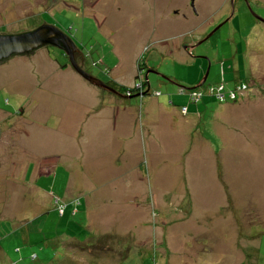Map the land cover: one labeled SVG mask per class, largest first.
Instances as JSON below:
<instances>
[{
    "label": "rangeland",
    "instance_id": "obj_1",
    "mask_svg": "<svg viewBox=\"0 0 264 264\" xmlns=\"http://www.w3.org/2000/svg\"><path fill=\"white\" fill-rule=\"evenodd\" d=\"M41 25L92 78L137 92L146 78L196 118L158 113L150 137L132 99L111 136L112 95L59 47L2 60L0 264H264V0H0V35ZM236 82L235 99L207 92Z\"/></svg>",
    "mask_w": 264,
    "mask_h": 264
},
{
    "label": "crops",
    "instance_id": "obj_2",
    "mask_svg": "<svg viewBox=\"0 0 264 264\" xmlns=\"http://www.w3.org/2000/svg\"><path fill=\"white\" fill-rule=\"evenodd\" d=\"M111 81L116 83V81H114V80H111ZM251 81L254 84L253 85L251 84V86H249L250 89L247 90V93L244 96H241L240 98H237V100H236L237 102L234 103V112L240 111V108L242 107L243 104L248 103V102H250L252 100H255L256 95H259V91L260 90L258 88L257 82L254 79L250 80V82ZM140 82H141V80H140ZM143 85L144 86H143L142 91L141 92H137L136 95H134V97H118V96L108 92L110 95H112L111 97H113V98H109V99L106 100V104L108 106V108H106V109H108L107 111L109 112V114L107 115L108 121H107V124H106V127H105V128H107L106 132L107 131L109 132V130L110 131L112 130L111 132L114 133L115 130H117L116 127H118V130L115 132L116 134H111L109 132V134L111 136L121 135V134H119V131L120 132L122 131L125 136L127 135L126 127H127V125L129 123H130L129 125H131L132 124V119L135 118V113L134 112H133V114L131 113V110L134 107L133 104H135V102L134 103H130L129 102L132 99H134V101L136 100L137 102H139L140 106H143V104L146 103V106L144 107L145 111H144V109L141 111L140 119H141L142 122H144L143 128L148 129V131L150 133V137H153L152 136L153 135V128H154V125H155L154 124L155 123L154 116L157 118L158 113H162V114L164 113L165 118H167V121H166L167 126H169L168 125V123H169L168 120L173 125H174V122L175 123L180 122V121H176L177 117H180L183 121L186 122L187 125H189L190 123L194 122V120H195L194 118H196L195 117L196 115H192V118H189L190 116H186L187 114H185V115L180 114V108L179 107L173 106L172 104L171 105L167 104L166 106H163L162 104H158V102H157L158 99L156 97H154V95L151 93V89L149 88L150 85H148V84H146V85L143 84ZM125 86H127L128 88L132 87L130 85H125ZM237 86H239L238 83L237 82L234 83V89ZM164 92H165V90H164ZM173 92L174 91H172L171 93H173ZM121 102H124L123 103V104H125L124 107L121 106V104H120ZM239 104H240V106H238ZM224 105H226L227 107L226 108H222V107H225V106H222V107L219 106L217 108V110L220 109V107H221L222 110L230 108L229 105H227V104H224ZM96 115L97 114L95 113L94 116H96ZM94 116L92 118L96 119ZM129 116H130L131 120H130ZM181 116H183V117H181ZM127 118H129V120H130L129 123L127 122ZM107 125H110L112 128L110 129L109 126H107ZM171 129H172V127H171ZM187 135H189V133H187ZM110 145H111V143H110ZM105 147H106V145H105ZM152 153L153 152H151L149 154L150 156H148V158L152 157L151 156ZM50 173L51 172H44V173L41 174V176H49ZM93 179H95V178H88L89 181H93V182L103 181V180H100L101 178L99 180H96V181L93 180ZM69 182H70V180H69ZM93 193H94V191H93ZM87 197H88L87 199H92V198H90V194ZM94 199H96V198H94ZM87 204H89V203H87ZM44 209L45 208H42L41 211L43 212ZM1 254L3 255V252L0 249V255ZM2 258L4 260V256H2Z\"/></svg>",
    "mask_w": 264,
    "mask_h": 264
},
{
    "label": "water",
    "instance_id": "obj_3",
    "mask_svg": "<svg viewBox=\"0 0 264 264\" xmlns=\"http://www.w3.org/2000/svg\"><path fill=\"white\" fill-rule=\"evenodd\" d=\"M192 6V0H191ZM50 44L59 47L67 54V59L70 66L90 84L106 90L118 97H123L114 89L108 87L103 82L92 78L87 73L83 72L73 61L72 53L77 51L72 43L64 37L61 32L47 25H41L37 29L21 34H6L0 35V62L12 54L32 53L33 49L44 44ZM78 52V51H77ZM82 58V57H81ZM208 69L201 83H204ZM139 95V94H138ZM125 97V96H124Z\"/></svg>",
    "mask_w": 264,
    "mask_h": 264
},
{
    "label": "built area",
    "instance_id": "obj_4",
    "mask_svg": "<svg viewBox=\"0 0 264 264\" xmlns=\"http://www.w3.org/2000/svg\"><path fill=\"white\" fill-rule=\"evenodd\" d=\"M246 88V85L242 84V85H239L237 86L235 89H234V94L232 92H224L223 91V86L222 85H219V86H216V87H210L207 92L209 93V95H211L216 101H219V102H222L223 99L226 97V96H232L233 99L236 98V93L239 92V90H242V89H245ZM201 92H191V94L189 95L191 97V100L190 101H195L197 99H199L201 97ZM128 95V93H127ZM184 110V109H183ZM61 211V210H60Z\"/></svg>",
    "mask_w": 264,
    "mask_h": 264
},
{
    "label": "trees",
    "instance_id": "obj_5",
    "mask_svg": "<svg viewBox=\"0 0 264 264\" xmlns=\"http://www.w3.org/2000/svg\"><path fill=\"white\" fill-rule=\"evenodd\" d=\"M140 66H138V70H140L139 68ZM105 85H107L108 87L114 89L117 93H119L121 96H125V97H134V95H136L137 91H134L136 89H134V87L132 88H128V87H125V86H120V85H117L115 84L114 82L112 81H107L106 83H104ZM203 83H200L198 87H200ZM143 85V84H142ZM194 89H189L187 91H189V95L191 94V92H194L193 91ZM128 93V95H127ZM36 259V255H31L30 257V260H34Z\"/></svg>",
    "mask_w": 264,
    "mask_h": 264
},
{
    "label": "flooded vegetation",
    "instance_id": "obj_6",
    "mask_svg": "<svg viewBox=\"0 0 264 264\" xmlns=\"http://www.w3.org/2000/svg\"><path fill=\"white\" fill-rule=\"evenodd\" d=\"M66 60H67V63H68V59H67V57H66ZM68 65H69V63H68ZM139 68H140L139 71H141V70L143 69V67H139ZM136 78H138V77H136ZM140 83H141V84H140V88L142 87V89H143V86H144V85H142V83H143V84H144V83H145V84H148V80L145 78V81H143V79H142ZM138 86H139V85H138ZM138 86H137L136 88H138ZM140 88H139V91H142V89H140ZM139 91H138V92H139Z\"/></svg>",
    "mask_w": 264,
    "mask_h": 264
}]
</instances>
